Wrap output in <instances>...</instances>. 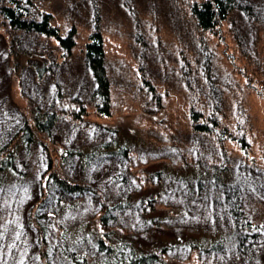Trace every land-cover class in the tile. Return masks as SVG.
<instances>
[{
  "label": "rangeland",
  "instance_id": "1",
  "mask_svg": "<svg viewBox=\"0 0 264 264\" xmlns=\"http://www.w3.org/2000/svg\"><path fill=\"white\" fill-rule=\"evenodd\" d=\"M191 1L193 0H32L34 5L30 10L49 11L62 30L73 25L79 46L95 27L105 34L106 55L110 63L119 65V76L116 75L118 94L114 96L112 105L113 117L102 119L101 122L112 126L119 123L123 131L132 128L137 135L141 134L148 139L164 140L173 133L172 143H129L134 149L130 152L131 168L121 166L117 160L108 159L97 160L87 170H82L73 161L71 175L75 179H87L105 201L121 200L128 195L136 199L139 194L146 195L156 189H163L164 186L149 184L145 175L150 172L166 168L174 174L181 172L185 175L191 169H197V161H200L202 167L206 161L214 158H227V163L234 166L232 170L239 169L240 176L248 175L251 180L254 179L253 182L255 179L259 180L251 175L259 173L255 167L264 166V101H253L251 98L244 105L247 113H250L248 136H251L252 141L247 143L246 158L230 148L225 149L228 152L225 155L223 149L227 147L226 144L222 148L221 143H211L210 138L191 133L185 122V110L179 107L190 103L193 98H209L206 78L200 72L193 74V89L189 90L182 82L190 77L183 73L182 66L185 69L199 68L206 58L211 65V79L215 81L217 88L222 87L218 94L224 98V104L227 100L233 101V95L247 98L246 95L243 96L240 71L252 74L251 76L264 82V0H238L240 6L215 32L197 28L189 10ZM4 43L0 35V129L17 123L19 117L16 108L20 111L26 108L25 96L22 97L12 86L13 78L8 68ZM33 46L36 47L37 43L29 41L25 44L26 50L31 51ZM224 46L235 58L234 64L225 56ZM78 50L74 51L75 57L69 64L52 70L51 76L41 86L36 85L31 73L26 72L21 83L25 95L32 98L36 105H45L51 82L58 80L63 84L69 82L67 85L82 86L86 80ZM128 57L141 66L143 77L161 93V103L165 106L161 116L175 129L168 126L164 130L162 125L153 123L148 115L156 112L154 105L144 107L137 90L129 89L126 78L128 74L121 67L129 62L126 60ZM225 88L229 92H225ZM233 116L234 114L229 113L232 129L237 126ZM101 129L100 126L89 123L73 125L65 121L54 129L52 138L62 148L88 151L92 146L112 137ZM228 145L237 146L236 143ZM35 153L32 157L28 155L22 158L17 166L22 173H32L34 181L28 177L29 180L24 184H7L0 191V264H45V261L38 260V231L28 218V212L37 198L35 180L44 157L43 153L42 156L37 151ZM248 155L254 157L255 165H251L253 168L247 167L245 160H248ZM249 169L254 172L247 173ZM246 188L242 191L245 215L249 221L258 225L262 236L254 251L249 254L242 253V249L240 252L235 249L236 253L229 252L228 247L219 253L204 255L191 249L187 252L189 248L187 249L184 241L201 243L204 238H217L230 230L232 225L224 216L222 208L214 207L211 192L207 196L191 198L189 193L184 192L181 184L166 188L167 192L162 193L167 194L163 195L154 209L142 208L140 212V209L133 207L119 215L114 225L125 227L126 231L133 232L146 241L157 238L172 243L175 239H181L180 244L176 243L162 264H264V195L250 187ZM81 204L83 205L77 210H69L71 208L64 205L63 218H53L51 225L44 221L43 225H50L55 230L56 236L51 238V243L56 240L61 228L72 232V229L83 224V219L91 217L95 210L94 202H75V205ZM158 216L164 220L161 225H152L148 221L149 218ZM58 260L56 255L49 256L48 264H63Z\"/></svg>",
  "mask_w": 264,
  "mask_h": 264
},
{
  "label": "trees",
  "instance_id": "2",
  "mask_svg": "<svg viewBox=\"0 0 264 264\" xmlns=\"http://www.w3.org/2000/svg\"><path fill=\"white\" fill-rule=\"evenodd\" d=\"M33 5L32 0H0V35L5 42L8 68L13 78L12 86L22 97L25 96L26 102L24 111L15 109L19 117L17 123L0 129V191L7 184L16 186L28 181V177L31 178L33 174L19 171L18 162L28 155L34 156L36 151L39 156L43 153L42 166L35 180L37 198L28 212L30 222L38 231V260L48 264L49 256L56 255L58 261L63 264H162L176 243L180 244L181 239H175L172 243L157 238L146 241L135 233L126 231L125 227L114 224L119 215L133 207L140 209V212L142 208L154 209L161 202L163 195L167 194L162 192H167L166 188L179 184L184 186V192L189 193L191 198L207 196V193L211 192L214 207H221L224 216L232 225L230 230L221 233L217 238H204L201 243L194 240L184 241L187 249L189 248L187 252L191 249L199 255H204L219 253L225 247L230 248L229 252L235 253V249L239 252L242 249V253L248 254L254 251L262 236L258 225L249 221L245 215L242 191L250 187L264 195V166L255 167L259 170L255 176L251 175L258 177L259 180L255 179V182L248 175L240 176L239 169L232 170L234 166L227 163V158H214L212 161H206L202 167L200 161H197V169H191L185 175L181 172L174 174L163 168L145 175L149 184L164 186L163 189H156L146 195L139 194L136 199L128 195L117 201H105L87 179H75L71 175L73 161L77 162L82 170H87L97 160L108 159L117 160L121 166L131 168L130 152L134 149L129 143H172L173 133L164 140L148 139L141 134L137 135L132 128L123 131L119 123L112 126L101 122L102 119L113 117L112 105L114 96L118 94L116 75L119 76V65L108 61L105 34L95 27V23V28L88 32L79 46L73 25H68L62 30L52 13L43 9L33 12L30 10ZM239 6L238 0H193L189 10L198 29L215 32L220 29L223 21L229 20L230 14ZM29 41L37 43L31 51L25 47ZM224 48L228 61L234 64L235 58L226 46ZM77 49L85 72L86 81L82 86L67 85L69 82L63 84L58 80L51 82L45 105H36L32 98L25 95L21 83L26 72L31 73L35 84L41 86L40 84L51 76L52 70L71 62ZM126 60L129 62L121 67L128 74L126 78L129 89L137 90L144 107L149 108L147 106L153 104L156 108L154 114L148 115L149 119L158 126L162 125L164 130L168 129V126L175 129L161 116L165 106L161 103V93L157 87L143 77L142 68L135 60L132 62L129 57ZM207 60L208 58L199 68L185 69L182 66L183 73L190 77L185 79L187 81H180L191 90L192 77L195 78L193 74L200 72L206 78L209 98H193L190 103H184L179 108L185 110V122L191 133L210 138L211 143H221L222 148L226 144L227 147L223 149L225 155H228L226 150L230 148L246 158L247 143L252 141L251 136H248L250 113H247L244 105H247L251 98L253 101H264V82L256 79L254 75L251 76L252 74L240 71L243 96L246 95L247 98L233 95V101L227 100L224 104V98L218 94L222 87L217 88L215 81L211 79L210 61L207 63ZM179 75L182 76V73ZM224 91L229 92L226 88ZM229 113L234 114V124H237L234 129ZM65 121L73 125L89 123L100 126L102 131L112 137L92 146L88 151L81 148H62L53 140L52 132ZM228 143H236L237 146H230ZM253 158L248 155V160L244 159L247 161V167L253 168ZM253 172L247 170V173ZM31 180L34 181L32 178ZM82 200L94 202L95 210L91 217L83 219V224L72 229V232L60 227L56 240L51 243V238L56 236L55 230L50 227L52 219L63 218L64 205L71 208L69 210H77L83 204L75 205V202ZM44 221L50 225H43ZM148 221L158 226L164 220L158 216L149 218Z\"/></svg>",
  "mask_w": 264,
  "mask_h": 264
}]
</instances>
